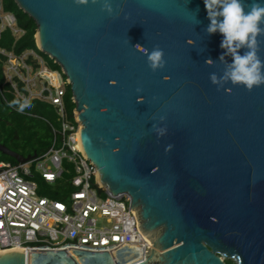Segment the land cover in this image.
<instances>
[{
  "label": "water",
  "instance_id": "1",
  "mask_svg": "<svg viewBox=\"0 0 264 264\" xmlns=\"http://www.w3.org/2000/svg\"><path fill=\"white\" fill-rule=\"evenodd\" d=\"M12 1L70 83L101 185L130 198L152 247L136 264H264V85L249 91L222 78L231 57L219 60L203 0H110L111 14L105 0ZM157 48L165 63L153 71L147 54ZM0 153L37 157L1 144ZM0 264L135 262L118 249H18L0 252Z\"/></svg>",
  "mask_w": 264,
  "mask_h": 264
},
{
  "label": "built area",
  "instance_id": "2",
  "mask_svg": "<svg viewBox=\"0 0 264 264\" xmlns=\"http://www.w3.org/2000/svg\"><path fill=\"white\" fill-rule=\"evenodd\" d=\"M5 29L16 38L24 34L15 16L4 12L0 0V34ZM0 54L6 58L5 83L11 86L17 102L29 105L38 100L50 104L59 124L57 129L52 128L53 144L43 155L26 163H0V252L78 249L99 254L135 248L140 253L135 264L144 261L152 247L140 230L136 211L131 210L130 198L111 195L85 157L83 126L75 107L69 113L65 104L68 79L33 51L17 56L0 50ZM8 106L23 113L12 103ZM69 172L73 178L64 198L46 195L54 192ZM38 180L45 184L40 185Z\"/></svg>",
  "mask_w": 264,
  "mask_h": 264
},
{
  "label": "trees",
  "instance_id": "3",
  "mask_svg": "<svg viewBox=\"0 0 264 264\" xmlns=\"http://www.w3.org/2000/svg\"><path fill=\"white\" fill-rule=\"evenodd\" d=\"M4 12L15 16L17 26L24 31L20 38H16L10 29H5L0 34V50L8 53H14L17 56L26 52L33 51L39 55L46 64L53 70H59V67L49 60L44 54L38 51L36 45L35 22L24 14L12 0H2ZM6 58L0 54V144L6 146L9 150L18 153L24 157L37 154L38 156L46 153L52 146L54 133L52 128H58V120L55 109L50 104L42 101H31L24 112L13 111L8 103L20 106L14 95L10 92L11 86L5 83L3 67ZM35 67L38 64L35 62ZM20 89L23 87L20 85ZM67 111L72 112L75 105L72 103V93L70 87L65 97ZM17 162L6 155L0 153V163ZM73 178L71 172L65 173L62 180L58 183L54 192L49 195L56 199H63V195L70 191V181ZM40 185L43 181L38 180Z\"/></svg>",
  "mask_w": 264,
  "mask_h": 264
},
{
  "label": "clouds",
  "instance_id": "4",
  "mask_svg": "<svg viewBox=\"0 0 264 264\" xmlns=\"http://www.w3.org/2000/svg\"><path fill=\"white\" fill-rule=\"evenodd\" d=\"M82 3L84 0H76ZM97 0H93L96 3ZM207 19L209 21L206 32L208 35L221 36L220 48L223 50L219 56L221 62L226 56L231 57L223 79L233 85H242L251 91L254 87L264 85V60L258 56L259 40L264 35V0H252L245 5L244 0H203ZM103 10L109 14L113 12L110 0H105ZM192 41H189L191 44ZM241 49H245L241 54ZM164 53L161 49H154L147 54L148 66L155 71L164 66L162 59ZM208 64L214 61L207 60ZM213 84L217 77L210 75ZM27 102L20 104L19 111L24 112ZM165 129H158L159 136L165 134ZM170 147V146H169Z\"/></svg>",
  "mask_w": 264,
  "mask_h": 264
},
{
  "label": "bare ground",
  "instance_id": "5",
  "mask_svg": "<svg viewBox=\"0 0 264 264\" xmlns=\"http://www.w3.org/2000/svg\"><path fill=\"white\" fill-rule=\"evenodd\" d=\"M125 253H127L133 260L134 262L137 261L139 258H140V253L137 249H132V248H128V249H125L123 250ZM39 254L38 253H35V256H38ZM83 260H87L88 257H82ZM92 257H89V260H91Z\"/></svg>",
  "mask_w": 264,
  "mask_h": 264
},
{
  "label": "flooded vegetation",
  "instance_id": "6",
  "mask_svg": "<svg viewBox=\"0 0 264 264\" xmlns=\"http://www.w3.org/2000/svg\"><path fill=\"white\" fill-rule=\"evenodd\" d=\"M225 264H235L233 259H224Z\"/></svg>",
  "mask_w": 264,
  "mask_h": 264
}]
</instances>
